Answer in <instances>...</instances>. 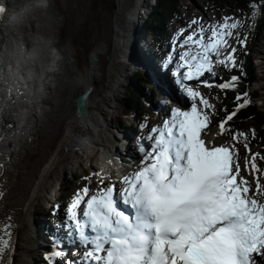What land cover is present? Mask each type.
Returning <instances> with one entry per match:
<instances>
[{
  "label": "snow or ice",
  "instance_id": "1",
  "mask_svg": "<svg viewBox=\"0 0 264 264\" xmlns=\"http://www.w3.org/2000/svg\"><path fill=\"white\" fill-rule=\"evenodd\" d=\"M251 7L254 19L259 5L252 3ZM6 10L0 5V18ZM231 19L225 17L222 24L209 25L208 29L201 26L181 44L191 42L201 50L196 55L184 52L173 73L180 89L193 101L191 109H172L170 119L151 130L148 139L152 145L140 148V169L122 179L119 193L112 184L96 194L84 187L75 195L67 221L81 242L91 245L84 257L89 264H255V256L264 252V202L258 199L264 195V186L256 177V191L249 195L251 185L240 176L234 152L227 146H207L202 136L208 134L211 118L205 110L213 105L185 83L212 73L214 58L221 65L236 66V49L223 55L233 30L241 25L240 20L229 23ZM206 30L211 32L207 38ZM238 42L244 45V40L238 38ZM181 68L186 71L181 72ZM238 82L233 76L217 86L229 89ZM247 95H237L243 103L219 122L221 134L231 132L226 124L248 105ZM239 136L247 141L244 133L232 138L238 142ZM255 160L252 155V173L260 171ZM248 163L246 160L245 167ZM96 175L101 180L110 179ZM12 227H0L5 233L0 236V259L10 248ZM62 255L54 251L47 257L49 264Z\"/></svg>",
  "mask_w": 264,
  "mask_h": 264
},
{
  "label": "bare ground",
  "instance_id": "2",
  "mask_svg": "<svg viewBox=\"0 0 264 264\" xmlns=\"http://www.w3.org/2000/svg\"><path fill=\"white\" fill-rule=\"evenodd\" d=\"M130 1L117 0L116 5L115 50L110 70L112 74L106 87L113 93L120 85L123 86L121 79L120 85L116 82L114 72L118 70L120 61L125 66L129 60L136 19L139 20L141 14L139 10L147 7L145 12L149 11L145 0H137L134 13L127 8L121 12L122 3ZM41 4H44L42 0H0V5L7 8L3 18H0V223L13 226L10 229V248L0 259V264H41L38 255L43 248L38 222L41 208L37 203L44 199V195L57 191L58 184H52V175L48 173L56 169L64 172L65 152L85 146L83 135L89 124L94 130V136L90 138L96 146L109 151L121 148L113 145L115 122L108 114L104 116L102 93L95 92L93 104L88 100L87 114L78 117L74 101L85 92L73 94L70 100L62 98L60 69L56 70L52 61L47 60L46 52L39 51L41 43L46 46L45 40L48 39L42 37L47 33L48 21ZM13 13L19 16L18 23H9ZM32 30L37 37L31 34ZM47 37H50L48 33ZM262 64L264 66V61ZM129 67L127 64V71L120 70L119 76L126 78L128 71L132 72ZM90 80L91 85L98 84L95 74ZM121 122L125 123V120ZM54 127H57L58 137L54 135ZM121 144L127 148L125 143ZM31 147L34 152L39 149L40 153L51 150L55 153L47 164L40 166L38 172L32 167ZM123 153L120 151V154ZM48 197L45 199L51 198ZM26 225L30 227L29 233L23 235L22 229ZM0 236H5V233L0 231Z\"/></svg>",
  "mask_w": 264,
  "mask_h": 264
},
{
  "label": "rangeland",
  "instance_id": "3",
  "mask_svg": "<svg viewBox=\"0 0 264 264\" xmlns=\"http://www.w3.org/2000/svg\"><path fill=\"white\" fill-rule=\"evenodd\" d=\"M136 1L137 0H131L128 3L123 2V8L120 11L125 12V9L127 8L130 12L134 13L133 9L136 8ZM149 1L150 0H145V3L147 2L149 4ZM150 4L148 5L149 11L144 13L145 16L151 11ZM116 5L117 0H47L46 3L41 4L40 6L44 10V14L47 15L46 21H48V25L46 32L48 35H50V37H47V33H45L46 36L45 34L42 36L43 39H48L45 40L46 46L41 43L39 51H42L43 53L46 52L48 55L47 60L52 61L53 67L56 70L57 68L60 69V75L62 76V84L60 85L62 98L70 100L73 98V94H78L79 91L85 92L88 90V88L92 87L94 90L89 96V103L93 104V99H95L93 94L95 95V92L99 91L102 93L103 100L101 102V107L103 109L104 116L105 114H108L110 118L114 120V125L118 126L122 125L119 118H117L118 112L122 108L120 99L125 96L127 89L132 84L131 81L135 75H142V73L138 71L137 74L134 75L133 71L131 73L128 71L126 78L119 76L120 70L127 71L126 69L128 64L125 63L124 66L122 61H120L119 68L114 72V76L116 78V82L118 81V85H120V79L122 80L121 83H123V86L120 85L118 87L119 89H117L118 91L115 93L110 92L106 88L108 85V80H110L108 77L112 74L110 70H112L113 52L115 50L114 21L116 15ZM178 8L183 9V15L186 19L188 28L191 31L198 30L201 26H203L205 29H208L209 25L222 24L223 18L225 17L232 18L229 23L235 22L236 20H241L242 18L240 13L236 11H227L223 15H220L214 10L208 9L206 3L203 0H178ZM144 10L147 11L148 8L146 7ZM140 11L141 9L139 12ZM42 19L44 20L45 17ZM193 20H197L198 23L192 24ZM138 23L139 20L136 19V25H138ZM31 34L37 37V35L33 33V30ZM204 35L206 38L210 36V30H206ZM118 37L119 36H117V38ZM29 42L31 43L32 41ZM228 45L229 47L223 51L224 56L231 52V49H233L235 46L233 43V37L229 38ZM124 47L125 42L122 47V52L124 51ZM132 50L133 46L130 48L129 52ZM129 52L128 55L130 59ZM122 55L123 54H121V56ZM252 57L257 71V80L251 86V94L254 93V96L256 95L257 98L255 99V102L260 107V110L264 111V66L262 64L264 61V33L260 42L255 44ZM93 71L95 72L92 73ZM93 74H95V80L98 83L97 85H91L90 78ZM234 74V72L229 73L228 70L224 71L222 65L216 63L214 58L213 72L208 73L205 76V81L209 82L212 86H204L203 82H191L190 86H193L194 90L200 92L204 98H206V92L208 91L210 98H212L213 93L216 90L220 91V87L217 85L224 83V81L226 82L228 78L231 79L232 75ZM123 79L125 82H123ZM143 86L145 88L147 87L145 85ZM186 98L189 100L188 102L186 101ZM186 98H183V100L186 101L184 102L183 106L186 109H191L193 101L187 96ZM196 103L199 106V98L197 99ZM209 103L211 104L210 101ZM205 111L208 112L211 118L209 131L215 129V133L219 134L220 136L217 142L226 145L228 148H230V151L234 152V159H237L240 165V176L248 180L251 185V191L249 193V195H251L256 191V177L259 178V183L264 186V166L262 169V165L257 163V160H255V163L260 171L255 173L251 172V158L252 155H254L252 151H256V145L250 144L249 140L245 141L244 137H240L237 142L227 135L221 136L219 128L217 127V121L218 118L223 115L222 111L219 110L218 106L214 105L212 109H207ZM129 119V122L126 124L128 128L132 125L133 118ZM115 126L113 127V132H115ZM54 129V135L58 137L57 127H54ZM92 131L94 130L90 128L89 124L83 137L86 135L93 136L94 134ZM113 142L114 146L122 147V144L119 143V140L117 141L116 137L113 138ZM212 142L213 139L210 140V143ZM245 142L248 145L247 148L245 147ZM26 144L28 145V142H26ZM86 145L80 150L76 148L72 152L68 150L65 152L67 157L64 160V172H60L59 169H56L51 170L48 173V175H52V184H58V188L57 191L50 192L51 195H44V199H41V201L37 203L41 208V215H49V204L53 199H58V197L62 195L67 183H69V181L74 178L75 171L80 165L82 157L88 156L89 158H92L93 156L97 155L95 153L102 155L104 152H106L103 149L98 150L92 145ZM53 151L54 150H51L49 153L43 151V153H40L39 149H35L34 152L33 148L31 147L30 152L31 161L33 163L32 167L37 169L38 172L40 166L47 164L48 160L55 154ZM246 160L249 161L247 167H245ZM31 176L35 178V175ZM47 196H49L48 198L51 197L52 199H45ZM258 199L264 202V195L259 196ZM29 229L30 227H28V225L24 226L22 229L23 235H27L29 233ZM19 257L17 260L20 259ZM262 260L264 261V258H262ZM260 264H264V262Z\"/></svg>",
  "mask_w": 264,
  "mask_h": 264
},
{
  "label": "trees",
  "instance_id": "4",
  "mask_svg": "<svg viewBox=\"0 0 264 264\" xmlns=\"http://www.w3.org/2000/svg\"><path fill=\"white\" fill-rule=\"evenodd\" d=\"M209 9L215 10L218 13L223 14L226 10L237 11L241 15V25L238 29L233 30L234 42H235V57L237 64L233 67L230 63V72H234V76L239 78V82L234 88L221 89L216 94V103L220 105V110L223 112V117L236 110L239 104L243 103V99L237 100V95L243 96L247 93V99L249 100L254 93L251 94V85L257 80V71L253 61V51L256 43L260 42L264 33V0H203ZM159 2V3H158ZM157 5L150 13L148 19L145 21L144 29L142 31L143 36L152 35L154 47L158 55L164 58H173L174 54L169 49L166 41L163 40L164 32L168 31L169 26L175 22H180L182 27H187L186 21L183 18L181 12L182 8H178V0H158ZM252 3L259 5L256 11V16L253 19L254 9L251 7ZM146 27V28H145ZM244 40L242 46L238 42ZM224 70H228L223 65ZM231 81L228 79L227 82ZM134 84V85H133ZM145 85V79L141 74L135 75L132 79V84L127 89L124 97L120 99L122 111L131 116L138 118V123H135L136 128L147 127L149 120V113L147 105L142 99L144 92L139 90V86ZM141 91V92H140ZM155 92V90L153 89ZM150 95L152 92L149 91ZM256 97V95H255ZM150 99L148 100V102ZM146 102V103H148ZM123 120V119H122ZM124 121V120H123ZM229 133L242 132L245 133L247 138L256 145L257 163L264 166V111L260 110V107L255 103H248L246 107L240 108L236 115L228 123ZM254 133V135H253ZM79 188V182L76 178H73L67 183L62 195L58 197L54 204L53 209L50 210L51 216L60 217L67 212L69 203L74 197L72 193L74 189Z\"/></svg>",
  "mask_w": 264,
  "mask_h": 264
},
{
  "label": "water",
  "instance_id": "5",
  "mask_svg": "<svg viewBox=\"0 0 264 264\" xmlns=\"http://www.w3.org/2000/svg\"><path fill=\"white\" fill-rule=\"evenodd\" d=\"M139 13V22H140V25H142V22H143V19H144V16H145V10H141ZM94 89L92 87L88 88L87 91H85V93L83 94H80L77 96V98L75 99L74 103H75V113H76V116H80V115H86L87 114V110H88V100H89V96L91 95V92L93 91ZM6 227L5 225L1 224L0 223V227Z\"/></svg>",
  "mask_w": 264,
  "mask_h": 264
},
{
  "label": "clouds",
  "instance_id": "6",
  "mask_svg": "<svg viewBox=\"0 0 264 264\" xmlns=\"http://www.w3.org/2000/svg\"><path fill=\"white\" fill-rule=\"evenodd\" d=\"M42 3H46V0H42ZM19 22V16L15 13H13L12 15H10L9 17V23H18ZM106 160L105 158H101L99 161H98V165L101 167V169H104L106 167Z\"/></svg>",
  "mask_w": 264,
  "mask_h": 264
}]
</instances>
